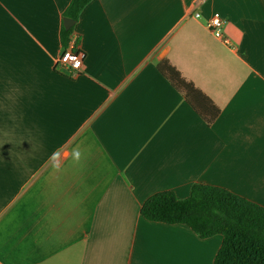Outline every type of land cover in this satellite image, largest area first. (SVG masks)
<instances>
[{
	"label": "crops",
	"instance_id": "0c3cea01",
	"mask_svg": "<svg viewBox=\"0 0 264 264\" xmlns=\"http://www.w3.org/2000/svg\"><path fill=\"white\" fill-rule=\"evenodd\" d=\"M70 2L0 0V264H213L221 235L141 210L195 184L264 207V0H93L75 79L57 67ZM164 49L220 108L212 126L158 70Z\"/></svg>",
	"mask_w": 264,
	"mask_h": 264
},
{
	"label": "trees",
	"instance_id": "16d2710c",
	"mask_svg": "<svg viewBox=\"0 0 264 264\" xmlns=\"http://www.w3.org/2000/svg\"><path fill=\"white\" fill-rule=\"evenodd\" d=\"M93 0H71L63 14L77 22ZM75 26L67 30L62 23L61 44L68 48ZM77 46L80 39H77ZM158 70L184 97L208 126L221 110L213 100L186 79L168 60L157 64ZM142 216L151 222L186 225L203 239L223 237L213 264H264V207L225 188L195 184L189 197L179 199L172 191L151 196L142 206Z\"/></svg>",
	"mask_w": 264,
	"mask_h": 264
},
{
	"label": "built area",
	"instance_id": "2783aa9c",
	"mask_svg": "<svg viewBox=\"0 0 264 264\" xmlns=\"http://www.w3.org/2000/svg\"><path fill=\"white\" fill-rule=\"evenodd\" d=\"M206 0H197V6L204 3ZM194 17L199 19L201 14L199 11H196ZM227 24L225 20L219 13H214L211 19L207 23V27L213 36L222 40L228 46H231V42L225 37L224 27ZM77 37L72 36L71 42L68 48H64L58 62L57 67L62 69L65 74L71 79L77 78L81 75L83 71V63L85 59V54L80 49L79 45L77 46Z\"/></svg>",
	"mask_w": 264,
	"mask_h": 264
},
{
	"label": "water",
	"instance_id": "95a60500",
	"mask_svg": "<svg viewBox=\"0 0 264 264\" xmlns=\"http://www.w3.org/2000/svg\"><path fill=\"white\" fill-rule=\"evenodd\" d=\"M63 22H64V27H65L67 30L71 29V28L74 27L75 24H76L75 21L72 20V19H70V18H64V19H63ZM167 52H168V49H164V50L161 52V54H160V56H159V59H163V58L167 55Z\"/></svg>",
	"mask_w": 264,
	"mask_h": 264
},
{
	"label": "clouds",
	"instance_id": "9594fccd",
	"mask_svg": "<svg viewBox=\"0 0 264 264\" xmlns=\"http://www.w3.org/2000/svg\"><path fill=\"white\" fill-rule=\"evenodd\" d=\"M76 159L79 160V154H77Z\"/></svg>",
	"mask_w": 264,
	"mask_h": 264
}]
</instances>
